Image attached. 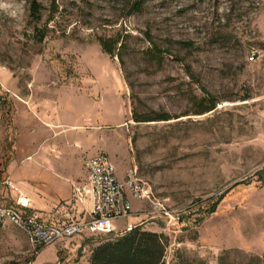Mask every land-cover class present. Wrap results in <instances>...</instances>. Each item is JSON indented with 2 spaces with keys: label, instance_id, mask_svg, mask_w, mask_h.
I'll return each mask as SVG.
<instances>
[{
  "label": "rangeland",
  "instance_id": "obj_1",
  "mask_svg": "<svg viewBox=\"0 0 264 264\" xmlns=\"http://www.w3.org/2000/svg\"><path fill=\"white\" fill-rule=\"evenodd\" d=\"M40 2L35 19L30 0H0V204L50 219L55 210L19 198L51 204L67 178H86V156L106 151L172 210L140 200L128 219L164 233L165 264H264V0H147L140 11L131 0ZM100 34L123 39V63ZM210 97L216 107L199 112ZM157 112L170 118L133 117ZM101 235L38 249L6 216L0 264H87Z\"/></svg>",
  "mask_w": 264,
  "mask_h": 264
},
{
  "label": "built area",
  "instance_id": "obj_2",
  "mask_svg": "<svg viewBox=\"0 0 264 264\" xmlns=\"http://www.w3.org/2000/svg\"><path fill=\"white\" fill-rule=\"evenodd\" d=\"M259 52L260 49L252 46L249 49V59H256ZM84 166L86 178L73 182V193L76 200L90 202L91 208L86 216L58 222L25 212V206L22 208L0 204V223L4 217H10L27 231L31 242L39 249L63 236L134 228L137 224L128 220L137 212L132 202L134 198L151 201L155 206L153 211L169 218L174 217L169 206L155 198L151 186L137 175L136 170H128L120 176L115 162L106 151L86 156ZM18 202L26 205L21 200ZM119 218L125 220L124 225L116 224L115 220Z\"/></svg>",
  "mask_w": 264,
  "mask_h": 264
},
{
  "label": "trees",
  "instance_id": "obj_3",
  "mask_svg": "<svg viewBox=\"0 0 264 264\" xmlns=\"http://www.w3.org/2000/svg\"><path fill=\"white\" fill-rule=\"evenodd\" d=\"M147 0H131L133 11L142 10ZM43 5L40 0H30V14L35 19H40ZM45 35V34H44ZM98 40L103 48L111 57L120 56L123 63L124 58L121 49L125 46L123 39L117 35H98ZM165 56V49L158 47L154 51V59L161 61ZM187 71L193 75L191 65H187ZM249 93L243 98H248ZM219 99L210 97L208 102H202L199 112H205L216 107ZM136 120L150 119H169L166 112H157L153 117L141 118L133 113ZM239 182H236V184ZM225 194L219 195L213 202L207 204L205 216L214 212ZM100 240L93 246L89 261L87 264H165V251L167 240L163 232L145 228L142 225H136L134 228L126 231H107L101 232ZM173 264H205L204 259L182 258L176 260ZM226 264L223 255L220 256L218 263Z\"/></svg>",
  "mask_w": 264,
  "mask_h": 264
},
{
  "label": "crops",
  "instance_id": "obj_4",
  "mask_svg": "<svg viewBox=\"0 0 264 264\" xmlns=\"http://www.w3.org/2000/svg\"><path fill=\"white\" fill-rule=\"evenodd\" d=\"M29 155H27V156H29ZM83 166H84V162H83ZM84 168H85V166H84ZM85 172H86V169H85ZM86 175H87V173H86ZM82 176L83 175H78V176L76 175L75 177L73 176L71 178L70 177L67 178V180L70 182L68 190L67 191H61V192L59 190H56V192H54L56 195V198L53 200L54 202H52L51 204H48L45 202L40 203L38 201L33 202V200L31 201V199H34V198L33 197L31 198L29 196L28 197L29 202L26 205H33L34 206V205H36L34 203H37V207H39V208L51 209L50 211L55 210V212H53V213L51 212L48 214L51 215V217H52L50 219L56 220V221L61 220V218H58V216L61 217L63 213L72 215L73 217L76 216L77 218L86 216L87 212L91 208L90 202H88V201L87 202H80L78 200L76 201L73 199V196H72V189H73L72 183L74 181L81 180L80 178ZM62 198L65 199L64 203L62 202V200H63ZM57 202H61V203L58 204ZM132 202H133V206L136 208L139 204L138 202H141V201L133 199ZM52 208H54V209H52ZM59 214H61V215H59ZM63 221H66V220L63 219Z\"/></svg>",
  "mask_w": 264,
  "mask_h": 264
},
{
  "label": "bare ground",
  "instance_id": "obj_5",
  "mask_svg": "<svg viewBox=\"0 0 264 264\" xmlns=\"http://www.w3.org/2000/svg\"><path fill=\"white\" fill-rule=\"evenodd\" d=\"M20 200L24 203V204H27L29 201L28 197L26 196H21Z\"/></svg>",
  "mask_w": 264,
  "mask_h": 264
}]
</instances>
